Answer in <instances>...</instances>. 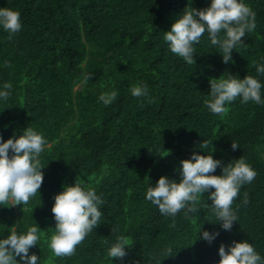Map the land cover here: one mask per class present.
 Here are the masks:
<instances>
[{
	"label": "trees",
	"instance_id": "16d2710c",
	"mask_svg": "<svg viewBox=\"0 0 264 264\" xmlns=\"http://www.w3.org/2000/svg\"><path fill=\"white\" fill-rule=\"evenodd\" d=\"M244 2L256 13V28L232 52L233 63H222L205 33L195 63L187 64L163 32L185 7H206L208 0H0L20 12L22 24L15 34L0 28V85H13L0 102V136L7 140L28 126L48 142L39 195L27 205L0 206V238L12 226L24 232L36 223L42 231L30 252L39 264H217L220 244L227 251L242 239L264 256V105L238 97L213 114L205 104L210 78L256 76L254 62L264 57V0ZM85 72L92 75L86 82ZM138 82L148 85L146 97L131 95ZM112 90L117 99L103 105L98 97ZM208 141L214 159L243 157L257 172L233 202L238 219L230 231L215 224L207 193L196 213L181 210L175 218L145 199L160 176L179 181L180 161L193 151L205 154ZM77 177L102 195V223L73 255L55 257L48 246L53 197ZM200 229L219 235L209 243L198 238ZM117 235L130 248L111 260L104 241Z\"/></svg>",
	"mask_w": 264,
	"mask_h": 264
},
{
	"label": "clouds",
	"instance_id": "9594fccd",
	"mask_svg": "<svg viewBox=\"0 0 264 264\" xmlns=\"http://www.w3.org/2000/svg\"><path fill=\"white\" fill-rule=\"evenodd\" d=\"M22 27L20 12L11 8L0 7V28L15 34ZM256 28V13L244 0H208L206 7H185L169 30L163 32V40L169 50L182 58L187 64H194L195 45L201 42L207 33L210 44L218 48L222 63H233L232 52L244 44L242 38ZM256 76L245 75L243 78L231 73L227 76L210 78L208 99L205 104L213 114H223L227 105L240 98L241 103L249 101L264 105V82L258 78L264 76V57L254 62ZM85 72V82L91 77ZM11 82L0 85V102H6L11 96ZM133 97H146L148 85L138 82L130 88ZM117 90L102 93L98 99L103 105H111L118 97ZM211 141L203 144L205 154L193 151L187 159L180 161L176 171L179 181L160 176L155 185L148 184L145 199L157 206L161 215L175 218L185 210V214L196 213L197 200L207 193V200L215 216V224L230 231L238 217L232 207L240 189L250 184L257 172L243 157L223 164L214 159ZM48 142L42 132L33 127H26L19 135L7 140L0 136V206L27 205L33 197L39 195L47 165L42 163L40 154ZM238 144L232 143L235 150ZM167 152V150H165ZM168 154V152H167ZM165 156V155H164ZM217 167L221 174L216 175ZM51 212L55 221L48 246L55 257L71 256L76 246L102 223L101 206L105 203L96 189L89 187L77 177L72 184H65L54 195ZM41 203V201H40ZM244 203H247L245 199ZM34 209V207H33ZM32 209V211H33ZM42 230L36 223L28 226L24 232H18L15 226L9 228V234L0 238V264H39L40 257L30 249L37 246ZM114 231V230H112ZM219 235L218 231L199 230L200 239L211 243ZM108 245L107 255L112 260L124 258L129 241L123 235H117L114 241L105 240ZM225 245L218 247L217 264H264V256L255 250L248 240L232 241L225 250ZM166 257L172 255V248L165 250ZM19 258V259H17ZM157 261V264H160Z\"/></svg>",
	"mask_w": 264,
	"mask_h": 264
}]
</instances>
